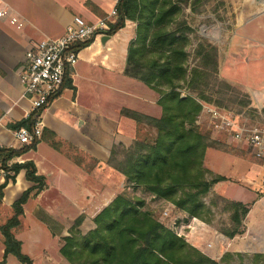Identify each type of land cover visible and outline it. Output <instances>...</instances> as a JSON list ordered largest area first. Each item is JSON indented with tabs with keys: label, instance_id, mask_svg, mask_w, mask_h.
Listing matches in <instances>:
<instances>
[{
	"label": "crops",
	"instance_id": "obj_1",
	"mask_svg": "<svg viewBox=\"0 0 264 264\" xmlns=\"http://www.w3.org/2000/svg\"><path fill=\"white\" fill-rule=\"evenodd\" d=\"M117 1L0 0V8L6 11L0 17V146H22L11 125L32 112H38L41 126L35 146L8 161L30 160L46 180L45 187L23 204L20 223L13 228L22 252L35 264H62L58 239L69 234L78 216H82L81 233L92 229L95 209L124 189V176L108 163L112 153L120 157L135 140L152 139L156 134L153 127L120 112L126 108L152 117L161 115L159 94L124 73L128 46L136 34V23L130 19L106 38L99 36L77 48L75 65L66 69L59 92L43 107H32L23 93L19 67L32 43L43 36L61 35L75 16L94 22ZM11 16L21 26L12 24ZM232 36L227 52L221 56L217 51L218 78L245 92L256 108L264 107V0H242ZM210 149L204 153V165L227 178L212 188L226 199L247 205L248 210L242 218L243 232L232 237L221 232L214 236L216 231L206 223H188L195 232L203 230L194 244L217 259L225 252L264 253V194L259 195L264 164L224 151L209 156ZM32 186L24 170L5 183L0 226L10 216L12 202ZM2 252L0 232V256ZM5 264L21 263L8 254Z\"/></svg>",
	"mask_w": 264,
	"mask_h": 264
},
{
	"label": "trees",
	"instance_id": "obj_2",
	"mask_svg": "<svg viewBox=\"0 0 264 264\" xmlns=\"http://www.w3.org/2000/svg\"><path fill=\"white\" fill-rule=\"evenodd\" d=\"M115 7L117 16L107 34L111 35L121 28L125 19L136 23V34L128 46L124 73L144 82L159 94L157 102L161 107V115L152 117L121 109V114L153 127L156 134L152 139L135 140L129 149L121 152L120 157L112 153L108 163L124 176V187L131 188L133 192L124 189L115 193L106 204L95 209L91 215L94 227L85 233L79 229L82 216H78L68 229L69 234L58 239L61 262L221 264V260L232 253H223L219 259L203 253L154 217L152 211L145 208V199L135 193H147L153 199L170 203L175 210L203 219L208 210L201 197L212 184L227 179L220 174L206 179L208 169L203 165L206 149L218 146L221 149L226 144L217 142L198 129L195 119L201 109L200 103L190 94L181 96L177 90L179 82L186 79L187 74L188 85L193 90L208 79L209 73H217V49L210 44H198L195 50L198 62L188 73L184 64L186 51L183 31L191 29L184 19L176 22L181 15V8L176 2L118 0ZM173 22L181 26L180 33L176 31L178 27L171 29ZM88 43L78 44L76 48ZM64 84H69V81ZM37 115L38 112H32L11 127L30 128ZM35 143L36 140L19 148L0 146V166L9 172L0 183V199L5 183L14 181L20 170H24L25 178L34 183L12 202L11 214L0 226L3 244L0 264H5L8 254H12L21 264H35L29 255L22 252L13 228L20 223L23 204L45 187L46 180L37 174L30 160L8 164L10 159L33 148ZM262 194L264 187L259 195ZM224 201L225 208L231 212V225L220 232L232 237L243 232L242 218L248 209L241 202ZM236 255L240 254L236 252ZM252 264H264V253H254Z\"/></svg>",
	"mask_w": 264,
	"mask_h": 264
},
{
	"label": "rangeland",
	"instance_id": "obj_3",
	"mask_svg": "<svg viewBox=\"0 0 264 264\" xmlns=\"http://www.w3.org/2000/svg\"><path fill=\"white\" fill-rule=\"evenodd\" d=\"M173 1L176 2L181 8V15L178 16L176 22L184 19L186 25L191 29L190 31H183L185 36V42L183 45L186 51V61L184 64L187 68V72L189 73L190 69L198 62L195 50L197 45L200 43L204 45L210 44L216 47L217 51L219 49L221 56H223V54L227 52L229 44H231V39L233 37L232 34L234 33L235 29V16L238 12V8L241 7L242 0H186L185 3L182 2V0ZM176 22L171 24V29H176L178 27V30L176 29V31L177 33H180L181 31L179 30L181 29V26L179 27ZM262 70L264 72V66L262 67ZM209 74L210 75L208 79L204 80L203 84L199 85L198 88L193 90L188 85L189 74H187L186 79H183L179 82L177 90L179 93H184L185 95L190 94L191 96H194L198 102L206 104L209 107H216L218 109L221 108L222 110L226 109L231 111V116L235 115L236 119H240L239 115H242L247 119V122L255 123L258 126H264V107L256 108L253 106L245 92H242L231 85L228 86L229 84L227 85V83L218 78L217 73ZM202 118L206 119V116L203 115ZM195 124L197 125L198 129L208 137L215 139L221 144H226V147L224 145V147L221 149H218L219 146L217 148L209 147L212 148L208 152L209 156L211 153L224 151L236 156H243L245 159H247V161H254L256 163L264 164L262 159H259L254 155L253 150H251L250 147L242 143H235L232 140L226 130L227 126L224 125V128H222L223 130L217 131L211 127L208 128L204 125L200 126L196 122ZM204 167L208 169V172L205 174L206 179L210 180L217 174L216 172L211 171L205 165ZM261 184L262 187H264V181H261ZM212 187H214L213 184L207 193L201 197V201L206 206L208 211L204 214L203 219L195 217L196 219L193 221H191V216L183 211L175 210L170 203L164 200L153 199L147 193H141L140 191H136L135 193L136 195H140L145 199V208L152 211L154 217H156L165 225L169 226L170 221L172 220H175L177 225L182 223L184 225L182 232L186 235H182V237L188 243L198 248L194 244L196 243L195 238L196 235H200L201 231L203 230L198 228L199 230L195 232V227L193 228V224H189L193 228L191 231H189V228L186 226V224L193 222L194 225L197 224L204 226V223H206L216 231L214 236L218 235L220 230L226 229L231 225V212L225 208L226 204L224 199L226 198L217 194L215 189ZM124 189L126 192H133L129 187H124ZM234 189L235 188H233L232 191H235ZM165 209L167 210L168 215L165 218H161V213ZM205 245H210V242H206ZM230 253H232V255L226 257L225 260H221V264H252L254 253H239V256L236 255V252Z\"/></svg>",
	"mask_w": 264,
	"mask_h": 264
},
{
	"label": "built area",
	"instance_id": "obj_4",
	"mask_svg": "<svg viewBox=\"0 0 264 264\" xmlns=\"http://www.w3.org/2000/svg\"><path fill=\"white\" fill-rule=\"evenodd\" d=\"M4 14L6 11L0 8V17ZM116 16V7H112L103 17L97 18L94 22H86L83 18L75 16L61 35L43 36L32 43L25 51L24 59L19 67L23 93L30 100L32 107H43L59 92L66 69L75 65L78 59L76 45L91 42L102 35H108L107 31ZM9 21L16 24L17 27L22 24L15 16H11ZM180 95L184 96L185 94L180 93ZM199 103L201 109L195 119L196 123L217 131L223 130L224 125L227 126L225 129L235 143L247 145L257 158L264 161V126L249 123L242 115H239L240 119H236L235 115L231 116V111L224 108L222 110ZM203 115L206 116V119L202 118ZM37 118L30 128L21 126L13 131V136L19 144H29L40 137L41 126ZM7 173L9 172L3 168L0 169V183L3 182ZM167 215L165 209L161 213V218H165ZM195 219V217H191V221ZM183 226L182 223L177 225L175 220L170 221L169 225L177 235L186 236L182 232ZM186 226L189 231L193 229L189 224Z\"/></svg>",
	"mask_w": 264,
	"mask_h": 264
},
{
	"label": "water",
	"instance_id": "obj_5",
	"mask_svg": "<svg viewBox=\"0 0 264 264\" xmlns=\"http://www.w3.org/2000/svg\"><path fill=\"white\" fill-rule=\"evenodd\" d=\"M107 36H108V35H104V36H103V39L106 38Z\"/></svg>",
	"mask_w": 264,
	"mask_h": 264
}]
</instances>
